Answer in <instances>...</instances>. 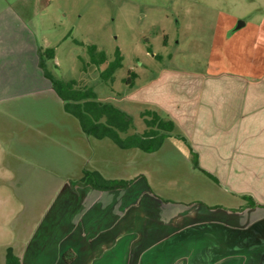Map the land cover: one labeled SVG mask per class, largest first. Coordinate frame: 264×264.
Wrapping results in <instances>:
<instances>
[{
  "label": "crops",
  "instance_id": "obj_1",
  "mask_svg": "<svg viewBox=\"0 0 264 264\" xmlns=\"http://www.w3.org/2000/svg\"><path fill=\"white\" fill-rule=\"evenodd\" d=\"M33 15L0 4V215L12 205L26 209L7 184L14 174L10 154L22 176L31 166L32 178L39 186L48 180L54 195L16 254L21 263L264 264V39L257 55L240 57L244 71L219 62L206 73L175 70L152 79V98L143 103L175 122L171 137L188 152L181 185L196 182L200 189L166 199L152 193L140 171L125 177L132 171L126 173L121 157L139 148L121 151L108 138L91 137L65 110L40 66L45 47ZM251 27L264 38L263 26ZM192 150L208 173L193 165ZM85 170L132 181L100 190L81 182ZM17 188L25 195L28 185ZM245 195L259 205H246Z\"/></svg>",
  "mask_w": 264,
  "mask_h": 264
},
{
  "label": "rangeland",
  "instance_id": "obj_2",
  "mask_svg": "<svg viewBox=\"0 0 264 264\" xmlns=\"http://www.w3.org/2000/svg\"><path fill=\"white\" fill-rule=\"evenodd\" d=\"M2 3L12 4L22 14H34L39 44L44 49L55 48L58 66H51L55 77L73 79L79 88H91L99 100L131 114L135 126L129 133L146 129L142 113L151 107L143 102L152 98L147 90L160 73H206L211 64L219 62L224 68L244 71L240 57L257 55L264 39L251 27H264V0H0ZM90 45L105 51L110 62L121 52L122 67L115 71L113 81L101 78L105 65L90 63L84 69V61L91 59ZM134 73L136 77L131 79ZM67 133L63 138H73ZM110 156L117 155L113 152ZM121 158L126 160V173L132 171L125 177L140 171L155 195L185 199L200 193L196 182L190 187L181 185L188 178V152L178 138H166L154 153L137 149ZM6 160L11 161L14 172L7 182L12 187L11 197L16 203L23 201L26 209L17 211L12 205L8 215H0V264H6L10 246L15 255L24 249L43 210L54 199L48 180L41 187L32 178L35 174L30 163L26 177L21 174L17 155L10 154ZM23 185H28L27 193L20 195L17 187ZM37 191L44 194L36 195Z\"/></svg>",
  "mask_w": 264,
  "mask_h": 264
},
{
  "label": "trees",
  "instance_id": "obj_3",
  "mask_svg": "<svg viewBox=\"0 0 264 264\" xmlns=\"http://www.w3.org/2000/svg\"><path fill=\"white\" fill-rule=\"evenodd\" d=\"M89 51L90 62L82 59L85 63L84 69L87 70L90 63L99 67L105 65L100 71L101 78L104 81H113L115 71L122 67L121 52L118 51L115 60L110 62L106 52L98 50L97 46L90 45ZM55 52L53 47L41 49L39 51L40 66L45 76L52 81L55 92L65 101V110L78 119L80 128L84 133L97 139L108 138L121 148H139L147 153L156 151L166 138L173 136V130L176 127L175 122L172 119L163 118L156 111L142 113L147 124L143 132L129 133V130L135 126L131 114L108 101L99 100L97 94L91 88H79L78 83L73 79L63 80L55 77V74L51 71ZM132 76L131 79L135 78L136 74L134 73ZM192 161L195 167L205 171L200 167L198 155L194 151L192 152ZM84 174L81 179L82 183H88L97 189L106 191L126 188L132 181L124 179L106 180L97 171L85 170ZM245 197L248 200L246 205H250V207L259 205L253 197L247 195ZM12 248V246L7 248L6 264H22L21 259L14 254Z\"/></svg>",
  "mask_w": 264,
  "mask_h": 264
},
{
  "label": "water",
  "instance_id": "obj_4",
  "mask_svg": "<svg viewBox=\"0 0 264 264\" xmlns=\"http://www.w3.org/2000/svg\"><path fill=\"white\" fill-rule=\"evenodd\" d=\"M239 27V26H238Z\"/></svg>",
  "mask_w": 264,
  "mask_h": 264
}]
</instances>
